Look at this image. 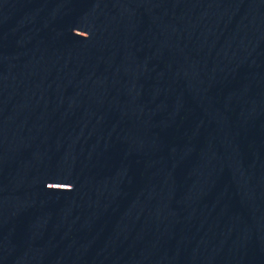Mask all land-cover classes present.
I'll return each instance as SVG.
<instances>
[{
	"label": "water",
	"instance_id": "1",
	"mask_svg": "<svg viewBox=\"0 0 264 264\" xmlns=\"http://www.w3.org/2000/svg\"><path fill=\"white\" fill-rule=\"evenodd\" d=\"M0 264H264V0H0Z\"/></svg>",
	"mask_w": 264,
	"mask_h": 264
}]
</instances>
